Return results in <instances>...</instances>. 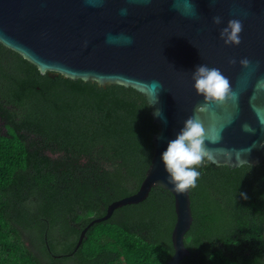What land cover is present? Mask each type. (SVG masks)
I'll use <instances>...</instances> for the list:
<instances>
[{
  "label": "trees",
  "instance_id": "obj_1",
  "mask_svg": "<svg viewBox=\"0 0 264 264\" xmlns=\"http://www.w3.org/2000/svg\"><path fill=\"white\" fill-rule=\"evenodd\" d=\"M146 96L123 84L50 77L0 42V264H164L174 197L138 191L158 128ZM189 189V255L179 264H264V162L206 161ZM241 193L246 194V199Z\"/></svg>",
  "mask_w": 264,
  "mask_h": 264
},
{
  "label": "water",
  "instance_id": "obj_2",
  "mask_svg": "<svg viewBox=\"0 0 264 264\" xmlns=\"http://www.w3.org/2000/svg\"><path fill=\"white\" fill-rule=\"evenodd\" d=\"M213 16L222 17V23L213 24ZM230 19L243 23L238 46L225 45L219 36ZM124 36L132 43H124ZM0 42L50 77L63 74L100 86H131L152 106L158 131L138 191L94 218L81 231L76 248L94 223L109 219L117 208L144 201L152 188L161 187L173 195L176 216L173 254L164 264H179L190 254L184 242L193 221L190 192L177 193L167 182L161 155L203 103L192 80L200 64L220 69L238 97L210 103L208 112L200 114L208 134L221 136L218 142L206 141L211 162L230 168L264 162V125L259 122L264 118V92L252 98L257 80L264 77V0H0ZM243 58L251 61L249 68L239 64ZM229 59L236 63L229 64ZM154 82L162 88L153 89ZM243 125L255 132L244 131Z\"/></svg>",
  "mask_w": 264,
  "mask_h": 264
},
{
  "label": "clouds",
  "instance_id": "obj_3",
  "mask_svg": "<svg viewBox=\"0 0 264 264\" xmlns=\"http://www.w3.org/2000/svg\"><path fill=\"white\" fill-rule=\"evenodd\" d=\"M188 7L191 5L189 4ZM121 14L126 15L127 10L122 9ZM212 23L220 25L222 17L213 16ZM242 31V21L230 19L226 26L220 29L219 36L225 45L238 46L241 43L240 34ZM122 39L126 44L132 43V38L129 36H124ZM109 42H113L112 37H109ZM228 63L235 64L236 60L229 59ZM239 64L244 68H249L251 61L243 58ZM192 80L196 94L203 96V103L196 106L193 115L184 121L176 138L168 142L166 151L161 155L164 170L168 174L167 182L174 186L173 189L177 193H184L188 189L196 187L197 180L201 175L197 168L206 161L213 160L211 152L206 147V141L215 143L221 139L219 133L213 136L208 134L200 114L208 112L210 103L224 104L228 100L236 101L238 99L237 94L232 91L229 79L218 68L200 64L193 71ZM152 87L153 89L162 88V85L154 82ZM261 92H264V77L257 80L252 98H255L256 93ZM254 110L258 113L260 111L259 109ZM259 122L264 125V118H260ZM242 128L249 133L255 132V129L249 125H243ZM241 196L247 198L244 193H241Z\"/></svg>",
  "mask_w": 264,
  "mask_h": 264
}]
</instances>
